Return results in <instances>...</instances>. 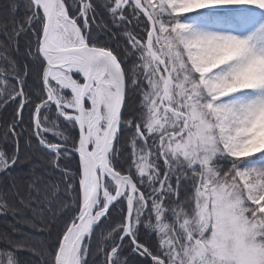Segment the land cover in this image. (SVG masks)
I'll list each match as a JSON object with an SVG mask.
<instances>
[{
  "label": "snow or ice",
  "instance_id": "obj_1",
  "mask_svg": "<svg viewBox=\"0 0 264 264\" xmlns=\"http://www.w3.org/2000/svg\"><path fill=\"white\" fill-rule=\"evenodd\" d=\"M3 8L0 264H264V0Z\"/></svg>",
  "mask_w": 264,
  "mask_h": 264
},
{
  "label": "trees",
  "instance_id": "obj_2",
  "mask_svg": "<svg viewBox=\"0 0 264 264\" xmlns=\"http://www.w3.org/2000/svg\"><path fill=\"white\" fill-rule=\"evenodd\" d=\"M8 2V0H0V15L4 14V8L3 5H5ZM21 16H17V19H21ZM27 40L28 37L21 35L20 37V54L17 56L15 52L12 53V55L16 58L18 63L23 64L25 62V57H24V48L26 47L27 44ZM0 42H4V38L3 36H0ZM0 66H3L2 62H0ZM8 111L11 112L12 111V107L10 106L8 108ZM5 115L4 112L0 111V118H2ZM23 146V145H22ZM33 147L35 148V142H33ZM37 155H39L41 157V161H44V156L42 153L37 152ZM51 171V170H49ZM27 174V168L26 167H20L18 166L16 168L15 171H13L10 175L12 177H21V176H25ZM53 179H58V173H54L53 174ZM10 179L5 180V177L3 175H0V188H3L6 186V184L10 183ZM23 217L26 218H30L32 216V213L29 209L25 208L22 212ZM12 218L11 216L9 217H4V216H0V232H4V231H11L9 225L12 223ZM43 225L41 224H36L34 227H24V228H20L19 225H17V228L19 229L20 233L24 236L27 237L31 240L34 241H43L45 242L46 246H51L53 244V242L55 241V232L53 231L52 234L50 235L48 230L45 229L43 232L39 231L38 229L42 228ZM16 238H20L19 236H17ZM20 258L22 260H25L26 262H36V258L29 255L28 253H21Z\"/></svg>",
  "mask_w": 264,
  "mask_h": 264
}]
</instances>
